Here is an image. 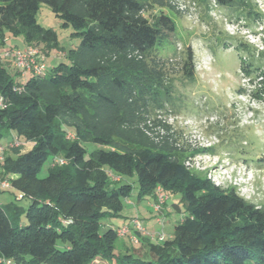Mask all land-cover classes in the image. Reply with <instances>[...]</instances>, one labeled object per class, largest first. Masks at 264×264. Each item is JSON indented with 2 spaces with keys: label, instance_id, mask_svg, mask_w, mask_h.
<instances>
[{
  "label": "trees",
  "instance_id": "trees-1",
  "mask_svg": "<svg viewBox=\"0 0 264 264\" xmlns=\"http://www.w3.org/2000/svg\"><path fill=\"white\" fill-rule=\"evenodd\" d=\"M154 4L175 10L164 0H0V46L22 37L69 61L44 76L16 70L21 79L0 63L3 177L15 199L29 202L0 203V264H264V209L193 174L170 128L156 119L173 98L168 48L160 44L177 26L168 14L147 18ZM41 5L73 29L78 46L66 52L57 32L39 23ZM185 57L191 81V48ZM19 138L33 147L7 155ZM57 158L67 163L56 165ZM134 176L139 199L157 198L159 187L181 195L187 213L170 237L154 242L134 232L138 243L119 244L120 227L103 223L123 217L134 190L123 178Z\"/></svg>",
  "mask_w": 264,
  "mask_h": 264
},
{
  "label": "rangeland",
  "instance_id": "rangeland-1",
  "mask_svg": "<svg viewBox=\"0 0 264 264\" xmlns=\"http://www.w3.org/2000/svg\"><path fill=\"white\" fill-rule=\"evenodd\" d=\"M164 1L175 10L154 4L145 14L149 19L168 14L177 26L175 34L160 44L168 48L162 53L169 59L173 98L156 119L170 128L176 145L188 157L185 162L192 163L189 170L193 174L225 191L235 190L248 203L264 209V0H234L228 6H221L216 0ZM38 19L41 25L57 32L66 52L80 44L79 38L72 37L73 29L64 28L62 20L47 5H41ZM9 39L0 46V55L26 48L22 37ZM187 48H191L195 58V77L191 81L185 79L182 70ZM63 62H69L66 55L53 50L46 56L47 71ZM4 64L13 76H18L5 60ZM165 132L161 128V134ZM19 140L18 145L10 144L7 155L16 158L30 149L31 143ZM7 141L4 138L0 143L6 145ZM85 146L89 150L98 148L93 144ZM0 163V203L27 207L28 201L15 199V190L1 187L8 177H3L4 159ZM49 167L50 162L41 178L48 175ZM123 180L134 187L123 217L103 223L121 228L129 226L132 219H140L144 225L145 219L161 217L164 227L158 226L157 230L170 237L187 213L180 203L181 195H171L167 203L171 209L165 211L164 206L162 214H158L150 208L156 199L154 194L137 197L136 176ZM148 231V237L158 242L154 233ZM122 242L120 238L119 244Z\"/></svg>",
  "mask_w": 264,
  "mask_h": 264
},
{
  "label": "built area",
  "instance_id": "built-area-1",
  "mask_svg": "<svg viewBox=\"0 0 264 264\" xmlns=\"http://www.w3.org/2000/svg\"><path fill=\"white\" fill-rule=\"evenodd\" d=\"M10 62L12 66L21 74L22 78L27 77L28 75L33 76H44L47 73L46 67V55L44 52L34 46H26L24 50L21 49H11L5 55H0V63L3 61ZM5 107V100L0 95V108ZM72 137V136H71ZM13 145H18L20 142L16 139ZM11 147V145H10ZM4 147L0 143V161L4 158ZM67 163L64 159L57 158L55 160L56 165L63 166ZM185 166L190 169L193 167L192 163L188 160L185 162ZM111 178L115 181H119L118 178L110 175ZM217 185V184H216ZM1 187L5 190L11 189V184L9 181H4L1 183ZM157 198L155 199L154 203L152 204V208L155 213L162 214V210L164 206L168 203L170 196L165 193L162 188L157 189ZM156 225L164 227V219L161 217L156 218ZM139 234L141 236H149L151 235L147 228L143 225L140 219H132L131 224L129 226H124L118 229V235L121 238H127L133 242L138 243V238L133 233ZM155 232L154 238H157L159 241H162L166 238L165 233L162 232Z\"/></svg>",
  "mask_w": 264,
  "mask_h": 264
},
{
  "label": "crops",
  "instance_id": "crops-1",
  "mask_svg": "<svg viewBox=\"0 0 264 264\" xmlns=\"http://www.w3.org/2000/svg\"><path fill=\"white\" fill-rule=\"evenodd\" d=\"M9 42H10V39L8 40ZM27 45L25 44V46L24 47H26ZM24 47H22V49L24 48ZM19 48V47H18ZM60 53H62L63 55H66V53H63V52H60ZM18 78H20L21 79V77H19V76H17ZM33 147V143H31V147H30V149ZM29 149V150H30ZM28 150V151H29ZM129 204H131V202H129ZM128 204V205H129ZM129 206H132V205H129ZM150 208H152V204H151V206H150ZM153 209V208H152ZM171 208H170V206L169 205H165V211H168V210H170ZM154 211V210H153ZM155 212V211H154ZM171 213V212H170ZM144 222V226H146V228L147 229H149L150 231H152L153 233H155V232H157L158 230H157V225H156V220L155 219H153V218H148V219H145V221H143ZM110 225H112V226H114V227H117V226H115V225H113L112 223L110 224ZM124 240H126V241H129V239L128 238H126V239H124ZM126 243V242H125Z\"/></svg>",
  "mask_w": 264,
  "mask_h": 264
}]
</instances>
